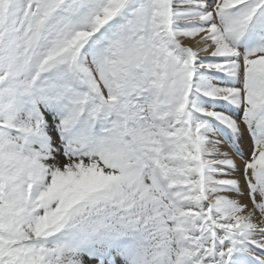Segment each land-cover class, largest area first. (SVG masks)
Listing matches in <instances>:
<instances>
[{
	"label": "snow or ice",
	"instance_id": "snow-or-ice-1",
	"mask_svg": "<svg viewBox=\"0 0 264 264\" xmlns=\"http://www.w3.org/2000/svg\"><path fill=\"white\" fill-rule=\"evenodd\" d=\"M0 264H264V0H0Z\"/></svg>",
	"mask_w": 264,
	"mask_h": 264
}]
</instances>
